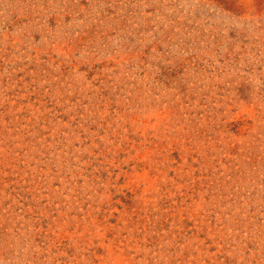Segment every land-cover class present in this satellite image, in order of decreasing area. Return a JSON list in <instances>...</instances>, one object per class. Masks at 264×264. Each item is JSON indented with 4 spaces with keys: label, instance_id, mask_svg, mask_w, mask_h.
Masks as SVG:
<instances>
[{
    "label": "rangeland",
    "instance_id": "rangeland-1",
    "mask_svg": "<svg viewBox=\"0 0 264 264\" xmlns=\"http://www.w3.org/2000/svg\"><path fill=\"white\" fill-rule=\"evenodd\" d=\"M0 264H264V0H0Z\"/></svg>",
    "mask_w": 264,
    "mask_h": 264
}]
</instances>
